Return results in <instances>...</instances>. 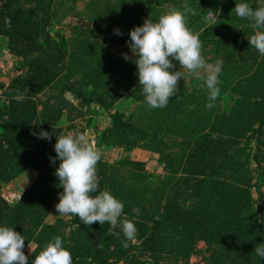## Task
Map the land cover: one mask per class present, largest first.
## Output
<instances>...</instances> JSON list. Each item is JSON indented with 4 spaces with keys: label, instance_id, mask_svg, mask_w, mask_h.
<instances>
[{
    "label": "rangeland",
    "instance_id": "obj_1",
    "mask_svg": "<svg viewBox=\"0 0 264 264\" xmlns=\"http://www.w3.org/2000/svg\"><path fill=\"white\" fill-rule=\"evenodd\" d=\"M187 2L201 54L223 61L212 108L186 69L167 106L149 107L123 56L131 28L185 0H0V224L26 238V256L59 235L73 264H264V55L236 0ZM69 132L102 152L99 189L137 228L128 247L118 227L57 213L50 157Z\"/></svg>",
    "mask_w": 264,
    "mask_h": 264
},
{
    "label": "clouds",
    "instance_id": "obj_2",
    "mask_svg": "<svg viewBox=\"0 0 264 264\" xmlns=\"http://www.w3.org/2000/svg\"><path fill=\"white\" fill-rule=\"evenodd\" d=\"M235 15L249 21L254 34L248 35L249 44L260 55H264V0L260 5L252 7L248 0H236ZM189 14L195 10L185 0L182 10L171 9L162 13L157 19L145 18L143 23L129 30L128 47L134 54L124 59H132L137 66L138 85L142 88L145 103L151 108H164L169 99L177 92V81L184 79L186 69L197 74L207 90L205 106L212 108L219 95V74L223 61L217 59L208 62L201 54V41L198 34L193 33L186 24ZM116 35H121L115 28ZM178 61L180 70H172ZM22 99L20 94L15 96ZM40 139H51L47 131L41 130ZM55 157L50 162L56 164L54 174L58 177L57 187L59 200L55 204L60 215L78 216L85 225L99 222L108 223L117 238L123 235L124 247L126 241L132 240L137 232L135 223L124 217V204L109 190L99 189L96 174V164L102 157V152L93 147L88 138L81 133L56 135L54 144ZM58 161V164L56 163ZM139 213V208L132 209ZM26 238L14 230L13 226L0 224V264H26L31 258V264H73L70 250L57 235L46 242L40 251L29 257L23 251ZM31 251V250H30ZM257 257H264V244L255 246ZM32 252V251H31Z\"/></svg>",
    "mask_w": 264,
    "mask_h": 264
}]
</instances>
